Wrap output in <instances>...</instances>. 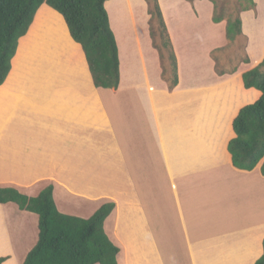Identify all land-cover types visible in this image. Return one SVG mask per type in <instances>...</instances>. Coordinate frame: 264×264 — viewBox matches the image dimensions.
Listing matches in <instances>:
<instances>
[{
  "label": "crops",
  "instance_id": "obj_1",
  "mask_svg": "<svg viewBox=\"0 0 264 264\" xmlns=\"http://www.w3.org/2000/svg\"><path fill=\"white\" fill-rule=\"evenodd\" d=\"M158 3L177 59L179 83L172 91L161 78L146 0L105 3L120 70L111 92L94 91L63 17L40 7L0 86V187L36 197L52 184L58 210L83 219L113 202L104 230L119 248L118 264H255L263 255L262 162L239 170L227 147L234 118L261 92L246 89L237 73L252 100L232 115L231 132L222 137L218 117L230 115L220 112L229 103L221 85L234 77L207 81L200 62L213 44V27L224 24L211 21L210 0ZM39 29L60 44L47 48L36 38ZM183 65L193 69L191 82L183 80ZM209 97L214 113L205 111ZM134 113L144 115L150 138L130 144L124 131L132 127L122 118ZM65 195L72 207L59 208L56 197ZM37 228V215L0 204L2 264H23Z\"/></svg>",
  "mask_w": 264,
  "mask_h": 264
},
{
  "label": "trees",
  "instance_id": "obj_2",
  "mask_svg": "<svg viewBox=\"0 0 264 264\" xmlns=\"http://www.w3.org/2000/svg\"><path fill=\"white\" fill-rule=\"evenodd\" d=\"M107 1L0 0V86L11 72L20 39L29 31L40 7L46 4L63 17L71 38L80 45L94 87L116 90L120 81L119 57L105 9ZM146 2L150 37L160 58L161 78L172 91L179 83L176 55L158 0ZM249 4L255 6L253 0H249ZM224 19L218 15L213 17L215 23ZM152 23L156 24L155 30ZM242 25L240 13L228 21L226 38L229 42L245 38ZM217 51L220 49H215L212 54ZM215 68L220 76L237 72V67L229 73ZM242 81L246 89L259 90L261 97L239 110L232 123L235 137L229 141L227 149L235 168L252 171L262 162L260 170L264 176V58L258 66L242 74ZM7 203H14L20 210L38 216V239L23 264H118L119 248L104 230V222L115 208L113 202L102 205L88 219L67 215L58 210L53 186L48 185L36 197H28L11 187H0V204ZM2 262L0 259V264ZM255 264H264V240L263 255Z\"/></svg>",
  "mask_w": 264,
  "mask_h": 264
},
{
  "label": "rangeland",
  "instance_id": "obj_3",
  "mask_svg": "<svg viewBox=\"0 0 264 264\" xmlns=\"http://www.w3.org/2000/svg\"><path fill=\"white\" fill-rule=\"evenodd\" d=\"M253 1L255 3L254 7L250 6L249 0H213V2L211 1L213 3V17L214 15L216 16L218 15V16H223L225 19L224 21L220 22V23H223L224 25L213 27L214 37H212L211 39L213 44L210 47H207V50L204 51L205 52L204 54H201L200 65H202L201 69H202L203 75L205 76L207 81L211 80L212 78L217 80V78L220 75L219 73H217V69L215 68V66L218 67V71H224L226 73H229L233 68L237 67V72L231 75L234 78L228 81H224L227 84L221 85V92L226 94V96L229 99L228 100L229 103L226 104L227 105L226 107H222L220 109L221 110L220 112L222 114L223 112L225 113L226 111L227 114L230 115V116H225L224 118L222 117L220 119L218 117L219 126L216 127V130L218 132L219 128L220 127L222 128V132H223L222 137L229 136V135H226V133L230 134L231 132L230 125H231L232 119L234 118L232 115H235L237 113V110L242 105L249 103L252 100V97L247 96L244 90L239 86L240 76L236 78L235 76H237L238 72H240V75H242L241 73H244L258 66L264 58V49H263L264 48L263 46L264 37L261 34V31L264 30V0H253ZM245 7H251V9L242 11ZM211 11L212 10L207 7L205 15L212 16ZM239 13H240L242 23H243L242 30H243V34L245 35V38L243 37V38L237 39L234 42H229V40L226 38L227 23L231 18L238 15ZM213 17L211 21H213ZM209 23H208V26H209ZM213 23L214 25L220 24V23H215L214 21ZM151 26L154 27L156 26V24L152 23ZM40 30L41 29H39L38 31L35 30L36 38L38 39V41L44 40L43 44L47 48L50 49L56 46L57 43L60 44L59 42L60 38L58 39L57 36H53L54 33L52 34L50 31H46V33H43L42 35ZM154 30H155V27H154ZM134 40L136 41V37H134ZM261 41L263 42L262 45H260ZM45 42H47L48 44H45ZM210 48L220 49V51H217L214 55L212 54L214 50L211 53L209 52ZM246 60H248V63L245 62ZM154 71L155 70L152 71V74ZM192 76H193V69L188 66L183 65L182 77H183L184 82H191V80L194 79ZM225 76H228V75H223V77ZM96 89L94 88L95 92L114 91L113 89L112 90H99V89L96 90ZM126 102H128V100ZM205 111L207 113L218 111V107L210 99V97L207 100V106L205 107ZM130 119L133 122H130ZM122 120L125 121V124H124L125 126L132 127V131H129L128 129L124 131V137L129 140L128 142L130 144L133 143L131 141H134V143H141L143 141L144 142L147 141L150 138L149 130L147 129V123H146V119L144 115L140 116L139 113H136V114L134 113L132 115H129L128 118H125L123 116ZM155 170L157 172H163L162 167H157L155 168ZM48 185H52V184H48ZM237 191H240V190H237ZM57 192L60 193V191H57ZM56 201L59 205V208H61V206L65 204L68 206H71L70 198L68 195H65L62 197H56ZM72 203L77 205L76 201H72ZM67 214H70V212H68Z\"/></svg>",
  "mask_w": 264,
  "mask_h": 264
},
{
  "label": "bare ground",
  "instance_id": "obj_4",
  "mask_svg": "<svg viewBox=\"0 0 264 264\" xmlns=\"http://www.w3.org/2000/svg\"><path fill=\"white\" fill-rule=\"evenodd\" d=\"M261 34H262V35H263V37H264V30H262V31H261ZM263 42H264V41H263ZM260 51H261V49H260Z\"/></svg>",
  "mask_w": 264,
  "mask_h": 264
}]
</instances>
